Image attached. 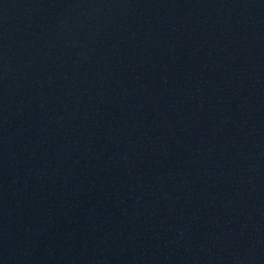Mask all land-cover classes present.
I'll use <instances>...</instances> for the list:
<instances>
[{
	"label": "water",
	"instance_id": "95a60500",
	"mask_svg": "<svg viewBox=\"0 0 264 264\" xmlns=\"http://www.w3.org/2000/svg\"><path fill=\"white\" fill-rule=\"evenodd\" d=\"M0 264H264V0H0Z\"/></svg>",
	"mask_w": 264,
	"mask_h": 264
}]
</instances>
